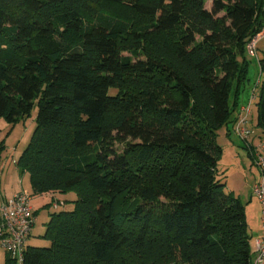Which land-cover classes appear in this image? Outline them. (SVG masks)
<instances>
[{"label": "trees", "instance_id": "16d2710c", "mask_svg": "<svg viewBox=\"0 0 264 264\" xmlns=\"http://www.w3.org/2000/svg\"><path fill=\"white\" fill-rule=\"evenodd\" d=\"M205 3L0 0V118L38 107L18 170L35 194L76 195L71 210L51 197L49 245H30L32 229L23 264H254L217 134L235 135L264 0Z\"/></svg>", "mask_w": 264, "mask_h": 264}, {"label": "rangeland", "instance_id": "374dc122", "mask_svg": "<svg viewBox=\"0 0 264 264\" xmlns=\"http://www.w3.org/2000/svg\"><path fill=\"white\" fill-rule=\"evenodd\" d=\"M212 1L206 0L205 6L209 10L212 8ZM113 11L128 18L130 17V13H132V10L127 5H116ZM123 52L127 55L130 51L125 48ZM260 56H264V37L258 42L257 55H249V81L241 95L242 104L246 105L251 102L252 112L248 117L249 125L255 128L257 133L261 132V129L257 127L258 102L261 94L259 81L263 79L258 63ZM253 94H255L254 99L252 98ZM37 112L38 107L35 106L31 114L17 124L9 123L4 117L0 118V200L5 196L4 199L11 197L18 192L30 195L32 199L31 203L36 208L37 221L29 244L32 246H47L49 245V241L42 236L47 229L50 215L56 211L52 203L58 201V199L63 200L66 203L64 207L71 210L75 207L73 200L76 198V195L73 192L59 195L58 192H50L48 195L35 194L29 173L21 174L18 170L17 161L20 158V154L28 146L33 135L36 127ZM217 139L223 148V152L218 159L219 171L220 175L225 179L228 189L230 187L240 188L246 178L249 179L255 173L259 174V171L261 172L256 162L252 161V157L247 152L248 149L244 147L243 140L235 135H228L226 125L219 129ZM116 147L121 149L122 145L117 143ZM251 168L253 169L251 170ZM252 173L254 174L252 175ZM8 193L14 194L9 196ZM53 195L57 196L54 201L51 199ZM134 199H138L136 192H132L125 200ZM253 244L254 240L252 239V247ZM5 262L6 252L0 248V264H5Z\"/></svg>", "mask_w": 264, "mask_h": 264}, {"label": "built area", "instance_id": "2783aa9c", "mask_svg": "<svg viewBox=\"0 0 264 264\" xmlns=\"http://www.w3.org/2000/svg\"><path fill=\"white\" fill-rule=\"evenodd\" d=\"M264 37V29L247 44L249 55L257 54L258 42ZM252 98H255L253 94ZM251 102L240 109L233 127V133L249 144L256 131L249 125ZM254 147L255 162L260 167L261 179L254 185L253 193L261 206L262 234L256 239L257 256L254 264H264V140ZM31 196L18 192L4 199L0 204V248L15 258L18 264H23L27 241L35 223V209ZM56 206V204H55Z\"/></svg>", "mask_w": 264, "mask_h": 264}, {"label": "crops", "instance_id": "0c3cea01", "mask_svg": "<svg viewBox=\"0 0 264 264\" xmlns=\"http://www.w3.org/2000/svg\"><path fill=\"white\" fill-rule=\"evenodd\" d=\"M238 114H239V112H238ZM258 143H259L258 136H253L250 139L249 144L247 142L243 141V145H244V147H247L248 153L251 152L252 150L254 153V147L253 146H256ZM252 159H253L252 161L255 162V154H253ZM252 169L253 168H251V170ZM260 173H261L260 171H259V174L258 173H255V174L252 173V175L253 174L254 175L252 177H250L249 179L246 178L245 181L242 183V186L240 188H237V189L234 187L229 188L230 191H233L236 195H238L240 197V199L242 200V202L245 205L248 223H249V226L251 228V232H252L253 240H254V244L252 247L254 260L256 259V256H257V248L255 245V241L262 234L261 207H260V203L258 202L256 196L253 193L254 185L261 179ZM12 194H14V193H8L9 196ZM45 195H48V194H45ZM5 197H3L0 200V203ZM35 210H36V208H35Z\"/></svg>", "mask_w": 264, "mask_h": 264}]
</instances>
